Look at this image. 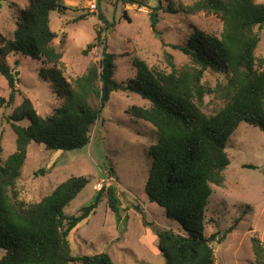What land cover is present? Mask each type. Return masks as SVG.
Segmentation results:
<instances>
[{"label":"trees","instance_id":"trees-1","mask_svg":"<svg viewBox=\"0 0 264 264\" xmlns=\"http://www.w3.org/2000/svg\"><path fill=\"white\" fill-rule=\"evenodd\" d=\"M65 9V0H29L13 36L0 48L3 55L44 58L52 67L42 69L41 75L51 80L63 101L52 114L42 115L25 97L9 115L16 133V150L5 160L0 144V249L5 250L0 264H123L114 261L108 252L74 255L69 239L71 231L96 210L105 192L108 205L121 219L123 208L115 185L99 189L78 214L72 215L65 209L90 183L89 177L73 175L37 202L21 198L17 186L32 145L63 151L87 147L92 127L116 91L137 94L150 103L132 105L127 112L156 128L145 189L149 200L162 207L179 229L155 231L166 264H216L212 242L224 241L241 221L235 219L222 235L205 234L213 185H224L226 170L232 164L227 151L229 139L242 123L264 131V66L257 69L255 56L261 41L259 30L264 28V3L198 0L185 11L216 14L223 22L221 34L195 29L184 45H172L191 59L192 64L181 70L167 51L170 72L152 68L134 57L136 74L129 81L115 77L117 54L110 51L102 31H97L96 41L84 50L89 53L95 45L101 46L100 60L73 81L65 77L60 67L63 55L54 45L57 34L51 28V13ZM157 9L151 14V26L160 35ZM99 17L107 22L102 15ZM208 69L224 74L226 82L215 89L205 84ZM0 74L10 89L7 98L0 95V107H8L21 93L18 72L0 61ZM216 91L222 94L224 105L206 114L201 108L205 96ZM94 98L99 99L98 105L93 103ZM45 172L42 167L35 175ZM251 242L255 263L264 264V243L257 236Z\"/></svg>","mask_w":264,"mask_h":264},{"label":"rangeland","instance_id":"rangeland-1","mask_svg":"<svg viewBox=\"0 0 264 264\" xmlns=\"http://www.w3.org/2000/svg\"><path fill=\"white\" fill-rule=\"evenodd\" d=\"M197 1L65 0L67 9L51 13V28L57 34L54 45L62 52L60 67L65 77L73 81L100 60L101 46L95 45L89 53H84L87 45L96 41L97 31H102L110 51L117 54L115 77L119 81H129L135 76L134 57L143 59L152 68L170 72L167 51L173 55L178 69L191 65L190 57L172 45H184L195 29L217 35L223 30V22L216 14L185 11ZM256 1L264 3V0ZM28 3L29 0H0V48L13 36ZM155 9L159 13L160 35L151 26ZM259 33L261 41L255 56L257 69L261 70L264 28ZM0 61L18 72L21 89L13 105L0 107V144L4 149L3 158L7 160L16 150V133L9 115L24 98L28 97L42 115L52 114L63 101L55 93L51 80L41 75L42 69L52 67L44 58L0 52ZM203 82L215 89L226 82V77L208 69ZM9 94L8 82L0 74V95L7 98ZM93 103L98 105L99 99L94 98ZM135 104L148 106L150 103L137 94L112 93L102 117L92 127L91 142L84 149L48 150L43 145H32L17 186L21 198L37 202L73 175L89 177L90 183L65 209L72 215L78 214L99 189L115 185L123 208L121 219L108 205L105 192L96 210L69 235L74 255L108 252L118 263L166 264L155 231L179 229L177 222L169 219L157 203L151 202L146 192L152 163L149 149L156 142L157 134L149 122L127 112ZM223 105L222 94L216 91L205 96L201 108L204 113L212 114ZM227 151L232 164L226 170L224 185H213L205 234H221L235 219H241L224 241L212 242L216 264H256L251 238L257 236L264 243V131L242 123L230 137ZM245 164L256 167H245ZM42 167L46 172L35 175ZM4 253L0 249V258Z\"/></svg>","mask_w":264,"mask_h":264}]
</instances>
